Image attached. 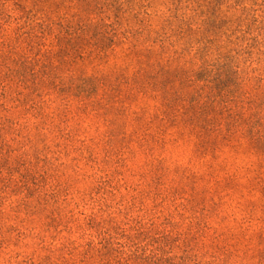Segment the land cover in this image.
Here are the masks:
<instances>
[{"label":"rangeland","instance_id":"1","mask_svg":"<svg viewBox=\"0 0 264 264\" xmlns=\"http://www.w3.org/2000/svg\"><path fill=\"white\" fill-rule=\"evenodd\" d=\"M0 264H264V0H0Z\"/></svg>","mask_w":264,"mask_h":264}]
</instances>
